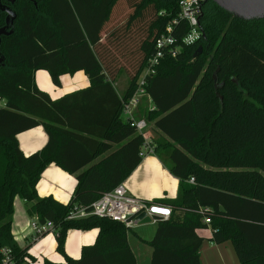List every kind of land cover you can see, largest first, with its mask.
<instances>
[{"label":"trees","instance_id":"16d2710c","mask_svg":"<svg viewBox=\"0 0 264 264\" xmlns=\"http://www.w3.org/2000/svg\"><path fill=\"white\" fill-rule=\"evenodd\" d=\"M124 1L129 12L106 30L119 0H1L16 14L13 32L0 42V247L11 248L15 264H135L123 223L94 215L67 219L74 206L89 210L121 184L142 158L144 138L121 118L122 102L133 95L155 39L177 18L179 0ZM5 16L0 11V27ZM199 25L202 36L190 46L181 43L186 22L173 25L179 51L144 77L150 101L135 113L152 123L154 152L179 179L176 198L162 205L183 214L156 219L145 242L151 264H201L203 238L195 231L210 228V240L230 242L240 264H264V18H233L206 1ZM38 70L57 87L62 75L83 71L89 86L54 100L36 85ZM121 72L128 84L118 94L113 85ZM40 124L48 139L25 155L17 136ZM50 163L75 175L67 204L38 195ZM16 196L37 222L53 223L64 262L38 263L15 243ZM92 228L99 230L96 242L78 259L67 256V231Z\"/></svg>","mask_w":264,"mask_h":264},{"label":"crops","instance_id":"0c3cea01","mask_svg":"<svg viewBox=\"0 0 264 264\" xmlns=\"http://www.w3.org/2000/svg\"><path fill=\"white\" fill-rule=\"evenodd\" d=\"M42 75L40 70L34 73L35 83L39 89L47 92L51 99H58L71 92L87 88L89 81L83 71L74 73L70 78L63 81L60 77V86L51 91L46 76L42 83L38 82L37 76ZM66 75V74H65ZM115 92L122 94L113 85ZM147 97V96H146ZM147 101L150 99L147 97ZM4 101L0 100V105L4 106ZM48 139L47 133L42 124L21 132L17 136L19 147L25 155L40 150ZM98 157L96 160L100 159ZM132 196L147 201L162 204L166 199H174L178 194L179 179L168 169L166 160L159 157L155 152L143 156L137 166L121 183ZM76 179L74 174L63 171L54 163L48 164L43 170L37 192L40 197L52 196L57 201L67 204L71 198ZM181 211H173L172 218L180 220ZM35 217L27 214L24 201L16 196L13 201V214L11 222V236L15 243L26 253L35 256L38 263L44 258L52 259L54 255L60 254L56 250L55 236L47 233L37 240L28 243L30 238L29 224ZM157 224L152 221L149 224H133L127 230V242L135 257V264H151L152 248L145 242L150 240L156 231ZM196 234L203 238L199 248V258L201 264H240L230 242L216 244L210 240L212 231L210 228L197 229ZM98 228L88 230H68L64 243V252L67 256L78 259L81 256L82 248L93 245L98 237ZM59 262H64L65 257L56 258ZM124 259L109 260V264H124Z\"/></svg>","mask_w":264,"mask_h":264},{"label":"built area","instance_id":"2783aa9c","mask_svg":"<svg viewBox=\"0 0 264 264\" xmlns=\"http://www.w3.org/2000/svg\"><path fill=\"white\" fill-rule=\"evenodd\" d=\"M204 0H179L178 1V16L167 25L165 32L155 39L154 51L146 60L143 72L138 78L133 95L122 102L121 118L134 127L136 131L142 134L144 143L140 148L139 156L143 157L149 154H154V144L149 138H146V129L148 124L143 118H136L135 113L142 97L147 94L144 91L143 83L146 75L154 74L155 69L159 66L160 61L167 56L174 57L179 51V46L176 43V38L172 35L173 25H177L180 21H185L188 25V31L182 36L181 43L184 46H190L196 43L202 36V31L199 25V19L202 15V5ZM148 97V96H147ZM193 182V179L189 180ZM140 213H146L152 222L156 223V219H167L172 215V209L162 204L147 202L138 199L119 184L112 190L104 192L97 200H95L89 210L74 206L67 219L83 218L89 215H94L101 218H108L114 221L123 223L126 227L133 224V219ZM204 223H209V219L205 218ZM30 240L34 241L40 238L43 234L52 233L56 235L53 223L46 221L39 223L33 220L29 224ZM0 264H15V259L12 250L7 245L0 247Z\"/></svg>","mask_w":264,"mask_h":264},{"label":"water","instance_id":"95a60500","mask_svg":"<svg viewBox=\"0 0 264 264\" xmlns=\"http://www.w3.org/2000/svg\"><path fill=\"white\" fill-rule=\"evenodd\" d=\"M13 3L15 0H6ZM213 2L218 8L222 9L231 17L244 21L258 20L264 18V0H204ZM0 11L6 13L5 23L0 27V42L1 36L10 35L13 32L12 26L16 14L9 9L7 5H3L0 0ZM202 47L199 46L194 52V56L200 54ZM4 58L0 54V65H3ZM151 219L146 213L136 215L133 222L136 224H144L150 222Z\"/></svg>","mask_w":264,"mask_h":264},{"label":"rangeland","instance_id":"374dc122","mask_svg":"<svg viewBox=\"0 0 264 264\" xmlns=\"http://www.w3.org/2000/svg\"><path fill=\"white\" fill-rule=\"evenodd\" d=\"M128 12H129V8L126 5V2L124 0H119V2L116 4V6H115V8L113 10V13H112L110 21H109V23L106 26L107 27L106 30L110 29L111 27H113V26H115L117 24H120L124 20L126 14ZM40 72L42 73V75L38 74V76H37L38 82L42 83L43 82L42 81L43 77H41V76H46V80L48 81V85L51 87L50 90L53 91L54 89H56V87H54L52 85V82H51V79H50V76H49L48 72L45 71V70H40ZM72 75L73 74L63 75L62 76L63 81L66 78H70ZM115 83H116L117 89L119 91L123 92L125 90V88L127 87V84H128L127 74L125 72H121L119 74V76L117 77ZM143 98L144 97H142V99H141V107L138 109L139 111H137L139 114H142V111L145 108V103H146L147 98L146 99H143ZM145 134H146L145 135L146 138H149L150 141H152V143H155V141L158 139V133L154 130L152 123L148 124V127L146 129ZM147 224H149V222ZM43 235H45V234H43ZM51 236H54V234H51ZM30 238L28 237V240H29L28 243L33 241V240L31 241ZM56 258L61 259L62 255L61 254L54 255L51 260L55 261V262H59Z\"/></svg>","mask_w":264,"mask_h":264}]
</instances>
